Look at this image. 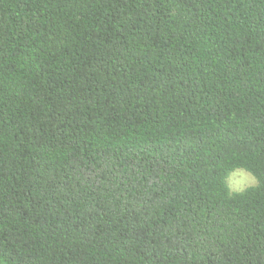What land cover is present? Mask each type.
Listing matches in <instances>:
<instances>
[{
	"label": "trees",
	"instance_id": "trees-1",
	"mask_svg": "<svg viewBox=\"0 0 264 264\" xmlns=\"http://www.w3.org/2000/svg\"><path fill=\"white\" fill-rule=\"evenodd\" d=\"M0 263L264 264V0H0Z\"/></svg>",
	"mask_w": 264,
	"mask_h": 264
},
{
	"label": "clouds",
	"instance_id": "clouds-1",
	"mask_svg": "<svg viewBox=\"0 0 264 264\" xmlns=\"http://www.w3.org/2000/svg\"><path fill=\"white\" fill-rule=\"evenodd\" d=\"M231 175H239L243 178V183H225L224 189L229 197L240 196L245 194L248 190L254 189L258 183L259 179L250 170L245 168H235L232 170Z\"/></svg>",
	"mask_w": 264,
	"mask_h": 264
},
{
	"label": "rangeland",
	"instance_id": "rangeland-1",
	"mask_svg": "<svg viewBox=\"0 0 264 264\" xmlns=\"http://www.w3.org/2000/svg\"><path fill=\"white\" fill-rule=\"evenodd\" d=\"M243 182H244L243 178L239 175H230V177L227 180V183H232V184L243 183Z\"/></svg>",
	"mask_w": 264,
	"mask_h": 264
}]
</instances>
